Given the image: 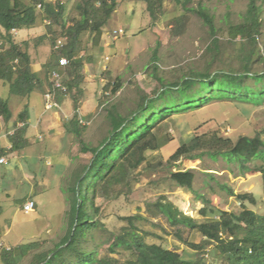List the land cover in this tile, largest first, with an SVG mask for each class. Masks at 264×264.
Returning a JSON list of instances; mask_svg holds the SVG:
<instances>
[{
    "label": "rangeland",
    "instance_id": "rangeland-1",
    "mask_svg": "<svg viewBox=\"0 0 264 264\" xmlns=\"http://www.w3.org/2000/svg\"><path fill=\"white\" fill-rule=\"evenodd\" d=\"M62 1L66 5L64 14L66 18L75 15L76 3H82L84 0ZM248 3V0L190 2L189 7L198 8L202 4L213 15L220 46L219 43L214 44L207 51L206 47L213 39L212 31L209 22L204 19L206 17L202 18L196 10L185 9L172 0H166L163 12L157 20H153L145 1L131 0L130 9L129 1L121 2L107 29L123 28L125 32L115 39L109 38L108 41L112 45L103 46L99 51L91 46L90 33L86 34L80 45V55L84 57L85 73L89 78L87 85L102 96L97 121L94 123L96 133L93 131L94 135L89 143L97 145L108 133L110 124L106 115L112 104H116L121 112L127 113L137 107L143 93L152 94L161 87L155 71L166 81H176L182 77L186 78V75H194L195 72H206L207 69L213 74L216 72L238 74L245 70L242 61L243 55L246 54L242 49L244 40L241 37H233L228 32V27L246 18ZM257 3L261 7L260 17L263 28L258 50L255 53V63L251 67L254 71L264 70V60H259L261 54L264 56V0H257ZM175 17H178V23L175 22ZM172 23L173 27H170ZM46 24L41 18L35 27L27 33L17 34L16 37L19 42L27 41L32 67L36 68L38 65L45 70L42 73L43 79H46L47 73L44 64L54 46L49 38L39 40V37L46 32ZM156 49L158 61L154 59ZM125 59L128 61L121 68ZM97 60L105 63L102 74L101 69H97L95 63ZM69 68L67 67L66 74ZM47 81L49 84L52 82L50 74ZM115 81L122 83L116 94L112 92ZM248 83L253 86L256 84L254 80H249ZM77 91L74 89L71 95L82 98L83 95ZM0 96L9 99L15 107L29 99V96L12 94L9 85L1 79ZM33 99L43 105V98L39 92L33 93ZM260 99L258 89L231 84L224 78L203 82L189 90L182 89L176 94L171 93L170 96L161 98L159 110H164L163 113L167 116L163 124L172 135V140L161 149L164 159H168L180 144L189 141L194 134L211 135L218 132L234 140L242 135H256L264 128V101L258 103ZM160 111L159 113L162 112ZM76 142L79 147V140ZM77 153H81L79 148ZM147 153L153 156L157 152L148 150ZM90 158L91 153H87L82 157L79 156L78 162L86 163ZM252 163H260V160L249 164ZM178 168L192 169L195 172L193 183L196 192L188 191L172 179V171ZM140 171V179L133 184L132 190L125 188L126 192L116 199L103 197L97 199V205L101 208L97 219L103 225L90 230L86 245L89 248H96L100 255L108 253L110 231H118L122 225L127 224L120 217L140 212L146 217L140 221V226L154 233L146 237L148 242L163 244L180 253L185 259L194 260L196 250L180 240L176 231L181 227L186 239L197 242L202 241L201 236L186 226H173L162 214H153L152 203L160 197H165L186 214L196 216L202 221L205 218L199 214V210L204 205L203 197L210 199V205L218 210L239 212L242 204L229 188L234 192L251 191L257 198V204L247 202L248 207L264 214L262 172L257 170L243 172L237 164L229 162L222 156L214 158L204 154L200 158H183L178 164L165 162L157 168L142 166ZM57 172L47 182L44 180L46 183H41L43 190L35 197L40 206L35 211L26 214L23 210H15L14 216L10 214L12 217L9 218L10 204L0 202V206H3L0 225L5 227V231L8 229L0 239L3 246L18 247L33 241L46 242L47 246H53L65 235L70 220V213L67 210L70 194L67 186L71 184L73 174L68 173L64 165L59 166ZM23 190L25 188H21L19 192ZM218 210L215 215L219 213ZM211 215L209 213V216ZM222 247H224L222 243L209 246V251L204 254L207 263H219L214 254L215 249ZM115 256L121 257L117 254ZM30 263L31 255L18 262V264ZM0 264H4L1 257Z\"/></svg>",
    "mask_w": 264,
    "mask_h": 264
},
{
    "label": "trees",
    "instance_id": "trees-1",
    "mask_svg": "<svg viewBox=\"0 0 264 264\" xmlns=\"http://www.w3.org/2000/svg\"><path fill=\"white\" fill-rule=\"evenodd\" d=\"M125 1L131 0H84L82 3H76L75 15L65 18L66 5L62 0H0V79L9 85L12 94L23 97L43 88L44 80L32 68L27 41L19 42L16 39L17 34L35 27L42 18L48 22L46 21V32L39 40L49 38L54 45L44 64L47 75H51L53 69H60L65 73L67 67L60 66L59 59L61 56H67L70 59V68L63 81L70 87L69 91L77 88V92L82 93L81 84L86 79L85 61L80 55L83 38L90 33L91 46L97 49L117 7ZM138 1H145L152 19L157 20L163 12L166 0ZM172 1L185 9L196 10L202 18L206 17L204 19L209 22L213 36L211 43L206 47L207 51L219 43L213 15L204 5L193 8L189 7L193 0ZM248 1L246 18L228 27V32L233 37H241L244 40L242 49L246 54L243 55L242 61L245 70L238 74H213L207 69L206 72H195L194 75H186V78L182 77L176 81H166L155 71L161 87L152 94L143 93L137 107L127 113L121 112L116 104H112L108 109L110 128L97 145H88L84 141L82 136L86 126L80 123L78 117L66 125V128L79 138L82 150L91 153L89 161L73 174L68 188L70 220L67 232L53 246H47L46 242L33 241L9 249L0 247V257L4 264H18L19 260L29 255L30 264H209L204 254L209 251V246L212 247L216 243L224 244L221 249H215L214 255L219 260L218 264H264V214L248 207L247 202L257 204L253 192H234L231 188L230 192L242 204L241 211L218 210L210 205V199L203 197L204 205L199 210V214L205 218L202 221L196 216L186 214L165 197H160L152 203L153 214H162L173 226H186L201 236L202 241L197 242L186 239L181 227L176 231L180 240L196 250L194 260L185 259L180 253L163 244L148 242L146 237L154 233L140 226V221L146 218L140 212L120 217L127 224L122 225L118 231H110L108 253L100 255L96 248L86 245L90 230L103 225L97 219L101 212L97 199H116L126 192L125 188L132 190L133 184L140 179L142 166L157 168L165 162L178 164L183 158L194 159L209 154L214 158H226L229 162L237 164L243 172L260 171L264 178V128L254 136L242 135L237 140L222 136L218 132L211 135L194 134L189 141L180 144L168 159L165 160L161 152L172 140V135L163 124L167 116L163 113L164 110H159V100L170 96L171 93L176 94L179 90H189L203 82L224 78L231 84L258 89L261 97L258 103L264 101V70L251 69L255 63V53L263 28L261 7L257 0ZM177 19L178 17L174 19L176 23ZM64 38V46L56 48L58 40ZM218 45L220 46V43ZM158 58L156 50L154 59L158 61ZM259 60H264L262 54ZM249 80H254L256 84H249ZM121 87L122 83L115 81L112 92L116 94ZM25 115L26 109L20 113L19 118L24 119ZM0 116L6 120L12 116L9 100L1 96ZM18 136L17 133L13 136V150L25 145L19 143ZM148 150L157 153L150 156ZM255 160H260V163L249 164ZM171 176L188 191L196 192L193 183L195 172L192 169L178 168L172 171ZM217 210L219 213L215 215ZM209 213L212 215L209 216ZM76 216L77 223L74 225ZM3 233L4 228L0 225V239ZM50 253L53 255L49 257Z\"/></svg>",
    "mask_w": 264,
    "mask_h": 264
},
{
    "label": "crops",
    "instance_id": "crops-1",
    "mask_svg": "<svg viewBox=\"0 0 264 264\" xmlns=\"http://www.w3.org/2000/svg\"><path fill=\"white\" fill-rule=\"evenodd\" d=\"M130 4L131 1H129V9L132 7ZM170 27H173V23L170 24ZM31 29L32 28L23 30L20 33H27ZM108 39L109 37L104 31L99 42V47L97 48L98 51L100 48L102 49L103 46L110 47L112 45ZM108 60L110 61V59ZM127 61L128 59H125L120 67L122 68ZM95 63L97 69H101L102 74L105 63L98 60ZM120 67H118V69ZM32 68H34L33 70L36 71L37 75L44 80L43 88L33 91L29 95V99L18 107L13 106L12 102L8 99L12 110V116L8 120L0 116V127L3 130L0 136V158H6L5 162H0V202L3 201V203L6 202L10 204L9 215L11 214L13 216L14 212L18 210L24 211L23 204L29 199L36 202V207L33 211L39 208L40 203L35 197L38 192L43 190V185L41 183H46L55 176L58 173L57 169L59 166L64 165L68 173L72 172L71 174H74L78 168L84 164L78 162V157H82L84 154L90 152H84L82 150V144L79 138L73 132L69 131L66 125L75 117H78L80 123L86 126L82 138L88 145H94L89 143V141L92 139L93 133L95 132L94 123L97 121L98 108L102 101V96L96 93V91H93L91 86L87 85L89 80L88 77H86L84 81L86 82V86H84V82L81 84L83 88L81 95H83V97L79 99L78 96H72L71 91L55 90L53 80L51 84L47 81V73L46 79H43L42 73H44L45 70L42 69V67L39 68L37 65L36 68ZM65 75H67L66 72L63 73V78ZM101 79L103 80V78ZM53 91L55 92L53 101L57 102L58 106L52 105L49 107V104L52 103V99L48 94ZM34 92H39L42 95V106L38 100L33 99ZM25 109L26 115L24 119L19 118L20 113ZM106 117L108 120V113ZM13 131H15L14 134L17 133L19 135V143H25L24 146L16 150L12 149L14 134L11 132ZM77 140H79L80 143L79 147L76 142ZM78 148L81 151L80 154L77 153ZM44 180L46 182H44ZM67 187L69 188V185ZM21 188H25V190L19 192ZM68 204L69 209L67 210L69 212L70 200ZM2 214L3 206H0V217ZM11 215L9 218L12 217ZM7 232L8 229L4 234Z\"/></svg>",
    "mask_w": 264,
    "mask_h": 264
},
{
    "label": "built area",
    "instance_id": "built-area-1",
    "mask_svg": "<svg viewBox=\"0 0 264 264\" xmlns=\"http://www.w3.org/2000/svg\"><path fill=\"white\" fill-rule=\"evenodd\" d=\"M47 21V20H46ZM48 22V21H47ZM125 31L123 30V28H119V29H114V30H107L106 34L108 35L109 38L113 37L114 39L123 34ZM66 38L64 39H60L58 40L57 44H56V48H61L64 46V41ZM59 64L62 67H68L70 65V59L67 56H61L59 59ZM51 77L53 80V86L55 90H62V91H69V86L66 85L63 81V72H61L60 69H53L51 72ZM55 94V92H50L48 94V96L52 99V103L49 104V107H51L52 105H56L58 106V103L53 101V95ZM3 130L0 127V136L2 135ZM12 134L15 133V131L11 132ZM6 158L5 157H1L0 158V162H5ZM36 207V202L32 199L27 200L24 204H23V209L26 213H30L31 211H33ZM3 244L0 242V247H2ZM6 248H10V247H6Z\"/></svg>",
    "mask_w": 264,
    "mask_h": 264
},
{
    "label": "water",
    "instance_id": "water-1",
    "mask_svg": "<svg viewBox=\"0 0 264 264\" xmlns=\"http://www.w3.org/2000/svg\"><path fill=\"white\" fill-rule=\"evenodd\" d=\"M78 195H79V193H78ZM78 200L81 201L80 198H78ZM77 218H78V217L76 216V221H75L74 225H76V223H77ZM52 255H53V253H50L49 257L52 256Z\"/></svg>",
    "mask_w": 264,
    "mask_h": 264
}]
</instances>
